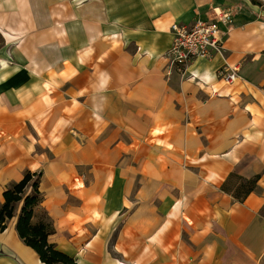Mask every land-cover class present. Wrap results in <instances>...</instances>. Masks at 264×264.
I'll return each mask as SVG.
<instances>
[{"label": "crops", "instance_id": "obj_1", "mask_svg": "<svg viewBox=\"0 0 264 264\" xmlns=\"http://www.w3.org/2000/svg\"><path fill=\"white\" fill-rule=\"evenodd\" d=\"M0 0V207L43 173L49 242L77 264H264V0ZM228 11L172 69L173 23ZM229 64L230 84L218 73ZM231 174L259 176L243 201ZM0 231V264H46Z\"/></svg>", "mask_w": 264, "mask_h": 264}, {"label": "trees", "instance_id": "obj_2", "mask_svg": "<svg viewBox=\"0 0 264 264\" xmlns=\"http://www.w3.org/2000/svg\"><path fill=\"white\" fill-rule=\"evenodd\" d=\"M260 4L259 0H252ZM43 173L40 171L27 170L21 181L11 184L4 192V203L0 207V231L7 228L8 222L16 216L18 204L23 203L18 217L16 229L24 242L32 247L46 264H77L74 257L58 250L49 242L50 234L55 228L48 214L43 211L44 218L33 222L36 208L43 201L40 183ZM238 181V182H235ZM259 176L245 179L240 175L231 174L223 190L232 193L233 196L243 201L258 186Z\"/></svg>", "mask_w": 264, "mask_h": 264}, {"label": "built area", "instance_id": "obj_3", "mask_svg": "<svg viewBox=\"0 0 264 264\" xmlns=\"http://www.w3.org/2000/svg\"><path fill=\"white\" fill-rule=\"evenodd\" d=\"M221 23L230 26L232 15L228 11L215 10L211 19L197 18L193 24L173 23V45L168 52L171 68L185 71L189 64L197 58H213L222 51L228 31L221 28ZM239 69L226 64L218 75L227 84L238 77Z\"/></svg>", "mask_w": 264, "mask_h": 264}, {"label": "rangeland", "instance_id": "obj_4", "mask_svg": "<svg viewBox=\"0 0 264 264\" xmlns=\"http://www.w3.org/2000/svg\"><path fill=\"white\" fill-rule=\"evenodd\" d=\"M235 182H238V181H235ZM42 213H43V212H42ZM41 218H44V215H43V214H41L40 219H41ZM40 219H39V220H40Z\"/></svg>", "mask_w": 264, "mask_h": 264}]
</instances>
